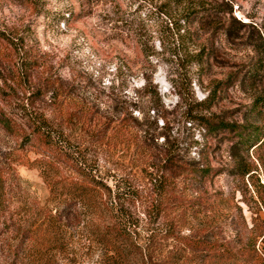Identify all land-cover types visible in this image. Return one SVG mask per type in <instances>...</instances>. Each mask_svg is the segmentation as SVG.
Returning a JSON list of instances; mask_svg holds the SVG:
<instances>
[{"label":"rangeland","instance_id":"obj_1","mask_svg":"<svg viewBox=\"0 0 264 264\" xmlns=\"http://www.w3.org/2000/svg\"><path fill=\"white\" fill-rule=\"evenodd\" d=\"M162 1L0 0V115L19 129L10 134L0 123V230L11 225L0 235L1 264L13 260L8 243L14 240H23L17 264H101L104 253L92 234L112 215L99 193L85 206L60 208L61 231L46 232L43 153L38 140H24L36 126L30 120L35 114L46 117L47 132L68 153L86 160L94 178L121 193L119 202L137 220L136 230L127 228L129 236L141 249L129 253L126 264H207L214 252L191 254L181 237L231 240L239 227L235 202L251 224V208L240 200L242 186L233 177L232 140L222 133L203 138L196 119L188 117L192 109L264 133V0H215L213 13L220 23L225 16L226 24L203 31L192 20L185 38L176 27L184 34L187 23L171 26L156 9ZM230 9L245 26L228 18ZM170 145L182 163L210 167L214 174L194 181L165 170L154 183ZM251 149L239 154L253 159ZM13 160L14 171L7 170ZM65 176L74 174L62 169L59 177ZM259 216L264 220V208ZM262 245L255 243L259 264ZM209 264L232 263L212 258Z\"/></svg>","mask_w":264,"mask_h":264},{"label":"trees","instance_id":"obj_2","mask_svg":"<svg viewBox=\"0 0 264 264\" xmlns=\"http://www.w3.org/2000/svg\"><path fill=\"white\" fill-rule=\"evenodd\" d=\"M215 4L219 5L215 0H163L158 4L156 9L167 17L171 26L173 24L187 23L184 34L180 33V26L176 27L178 36L185 38L190 35L188 28L192 20H197V29H203V31L214 28L219 24H226L227 18L225 16L220 23V20H217L219 18L213 13ZM179 6L180 8H177L179 12L178 18L175 21L172 11L175 7ZM228 13V18L236 21L241 26H245V23L235 19L231 13V9ZM175 14L177 15L176 11ZM17 83L19 82L16 77V85ZM201 104L202 102H197L195 106H200ZM192 111L191 109L188 119H196L197 126L203 131V138H214L219 133H222L224 134L223 136H228L232 140L231 144L235 150V154L237 153L235 155L232 152L234 157L233 177L237 180L238 184H241L242 189L239 192L242 197H240V200L244 202L249 210L251 208L250 211L253 217L251 218V224H249L243 216L241 207L234 201V219L239 227L231 240L226 242L209 241L204 238V235L188 233L181 237V241L187 246L191 254H195L203 248L212 250L214 254L211 257L208 255L207 264H209L212 258L232 264L263 263L261 256L255 249V243L258 239H260L261 243H264V220L259 216L260 209L264 208V180L259 177L260 167L263 166L264 170V153H262L264 149V133L258 127L229 123L222 119H217L213 115L204 114L201 111H194V113ZM160 119V122H162L161 127L163 128L165 118L161 117ZM30 120L31 125L36 126L28 134L24 135V140L31 144H34L33 140H38L39 143L36 145L40 147L43 153L42 160L40 161L41 172L49 189V196L47 198L48 208L46 209L44 218L46 232L52 236L61 231L63 213H61L60 208L71 205L76 207L77 204L85 206L90 202V197L93 193H99L105 197L102 200L104 207L112 215L111 220L102 222L100 227L97 228L98 231H94L92 234L94 241L98 242L104 250L101 264H126L128 254L139 248L134 239L129 236L127 229L129 226L134 225L136 230L137 220H134L129 211L119 202V199L122 197L121 193L117 190L115 193H112V190L105 183L91 175L85 163L86 160H82L83 158L78 155L75 156L73 153H68L58 139L54 140L49 135V132H47L49 121L45 116L35 114ZM0 123L5 131L10 134L19 132L16 122L11 117L0 115ZM158 144L166 146V142ZM207 148L206 143L201 147V149ZM248 149H251L255 153V155L252 154L253 159L249 158L248 154H246L247 157L241 155L242 152H247ZM239 151H241L240 154ZM11 162L7 166V170L14 171L15 166L12 164H15V160ZM159 163L161 165V175H158L154 183L162 181L165 170L172 171L173 173L176 172V174L185 172L194 181H205L215 171L210 167L200 166L195 163H193L194 165L188 162L182 163L177 158V154L171 145L162 151ZM62 169L72 172L74 176L59 177ZM55 178H58V180H55ZM4 183V170L0 167L1 212L4 211ZM160 189H162L161 192L164 191L163 187ZM206 194V192H202L198 197L202 207L205 206ZM112 197L116 198L115 203L108 202V198ZM229 199L233 200V197H229ZM250 204H253L254 207ZM154 212L159 214L160 209L158 207L154 208ZM10 228V223H6L4 227H1L0 235L5 231H9ZM19 230L23 237H25V233L29 232L24 226L19 228ZM164 235L167 234L165 233ZM9 240L11 239L5 240V245ZM8 248L12 253L13 260L4 264H17L18 258H22L23 256V240L17 243L15 240L14 243H8ZM261 248L264 254V245Z\"/></svg>","mask_w":264,"mask_h":264}]
</instances>
